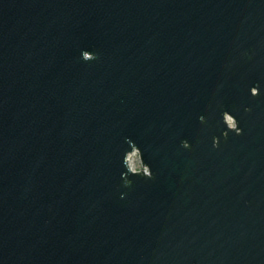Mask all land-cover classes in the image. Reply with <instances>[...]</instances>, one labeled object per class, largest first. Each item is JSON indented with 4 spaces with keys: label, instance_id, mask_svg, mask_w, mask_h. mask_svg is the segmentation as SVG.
<instances>
[{
    "label": "water",
    "instance_id": "obj_1",
    "mask_svg": "<svg viewBox=\"0 0 264 264\" xmlns=\"http://www.w3.org/2000/svg\"><path fill=\"white\" fill-rule=\"evenodd\" d=\"M0 264H264V0H0Z\"/></svg>",
    "mask_w": 264,
    "mask_h": 264
},
{
    "label": "built area",
    "instance_id": "obj_2",
    "mask_svg": "<svg viewBox=\"0 0 264 264\" xmlns=\"http://www.w3.org/2000/svg\"><path fill=\"white\" fill-rule=\"evenodd\" d=\"M134 154H136V153L134 152V153H131V154L129 155V161H130V165H131L132 169L137 170V169H140V168H141V165L136 166V165L133 163V155H134Z\"/></svg>",
    "mask_w": 264,
    "mask_h": 264
},
{
    "label": "rangeland",
    "instance_id": "obj_3",
    "mask_svg": "<svg viewBox=\"0 0 264 264\" xmlns=\"http://www.w3.org/2000/svg\"><path fill=\"white\" fill-rule=\"evenodd\" d=\"M133 163H134L136 166H139V165H140V162H139V158H138L137 153L133 155Z\"/></svg>",
    "mask_w": 264,
    "mask_h": 264
},
{
    "label": "clouds",
    "instance_id": "obj_4",
    "mask_svg": "<svg viewBox=\"0 0 264 264\" xmlns=\"http://www.w3.org/2000/svg\"><path fill=\"white\" fill-rule=\"evenodd\" d=\"M228 123L231 125V124H232V121H231V120H229V121H228Z\"/></svg>",
    "mask_w": 264,
    "mask_h": 264
}]
</instances>
